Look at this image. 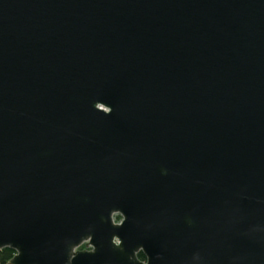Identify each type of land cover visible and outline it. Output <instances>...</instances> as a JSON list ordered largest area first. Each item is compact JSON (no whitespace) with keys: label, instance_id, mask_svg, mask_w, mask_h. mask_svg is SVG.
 Returning <instances> with one entry per match:
<instances>
[{"label":"water","instance_id":"obj_1","mask_svg":"<svg viewBox=\"0 0 264 264\" xmlns=\"http://www.w3.org/2000/svg\"><path fill=\"white\" fill-rule=\"evenodd\" d=\"M4 248L264 264V0H0Z\"/></svg>","mask_w":264,"mask_h":264},{"label":"trees","instance_id":"obj_2","mask_svg":"<svg viewBox=\"0 0 264 264\" xmlns=\"http://www.w3.org/2000/svg\"><path fill=\"white\" fill-rule=\"evenodd\" d=\"M14 254L15 252L11 248H4L0 250V264H9V261ZM139 258H143L142 253H139Z\"/></svg>","mask_w":264,"mask_h":264},{"label":"flooded vegetation","instance_id":"obj_3","mask_svg":"<svg viewBox=\"0 0 264 264\" xmlns=\"http://www.w3.org/2000/svg\"><path fill=\"white\" fill-rule=\"evenodd\" d=\"M115 220L117 222H120L122 220V216L119 215V214L118 215H115ZM81 249H85V245L81 246ZM140 253L143 254V258H140V259L143 260V261H147V256L143 252H140Z\"/></svg>","mask_w":264,"mask_h":264},{"label":"snow or ice","instance_id":"obj_4","mask_svg":"<svg viewBox=\"0 0 264 264\" xmlns=\"http://www.w3.org/2000/svg\"><path fill=\"white\" fill-rule=\"evenodd\" d=\"M101 107H103V105Z\"/></svg>","mask_w":264,"mask_h":264}]
</instances>
